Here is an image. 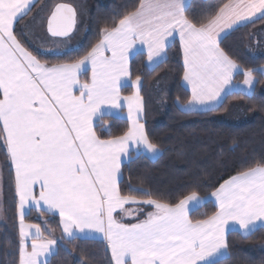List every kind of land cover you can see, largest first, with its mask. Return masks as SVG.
I'll use <instances>...</instances> for the list:
<instances>
[{"label": "snow or ice", "instance_id": "obj_1", "mask_svg": "<svg viewBox=\"0 0 264 264\" xmlns=\"http://www.w3.org/2000/svg\"><path fill=\"white\" fill-rule=\"evenodd\" d=\"M190 8V0H140L118 23L104 27L102 38L83 57L49 65L14 32L31 11L30 0H0V134L15 169L19 264H48L57 245L56 239L44 237L39 224H25L32 207L58 211L70 238L102 234L114 264H215L227 250L229 222L245 234L264 226V162L222 183L212 193L219 211L205 220L189 217L190 204L200 201L194 191L175 204L152 199L143 188L121 192V158L130 160L131 142L153 155L160 151L140 123L141 77L133 82L135 93L124 97L131 120L127 132L101 139L93 126L102 105L121 107L120 90L130 77L129 52L138 43L146 45L148 61L161 63L169 37L175 35L183 48L184 80L191 85L189 104L210 110L219 106L224 86L237 70L220 48V33L257 14L264 19V0H227L199 23L189 18ZM76 23V9L58 4L47 19V30L53 37L68 38ZM89 70L90 81L81 82L82 73ZM244 76L251 91L253 70L244 71ZM132 192L149 198L139 199ZM141 203L155 211L135 223L117 218L118 211L131 215L125 205Z\"/></svg>", "mask_w": 264, "mask_h": 264}, {"label": "trees", "instance_id": "obj_2", "mask_svg": "<svg viewBox=\"0 0 264 264\" xmlns=\"http://www.w3.org/2000/svg\"><path fill=\"white\" fill-rule=\"evenodd\" d=\"M64 0H41L33 9L34 14L21 20L15 27L20 42L42 62L49 65L71 63L83 57L102 38L101 30L118 23L129 11L135 10L140 0H77L81 7V22L77 28L82 35L80 46L60 55H45L29 45L26 35L32 41H40L39 32L46 33L45 9L51 10ZM227 0H191L188 16L199 23L214 15ZM50 10V11H51ZM35 18L34 26L25 28ZM44 18V19H43ZM80 24V25H79ZM33 34L37 35L35 39ZM221 49L243 71L253 70L257 87L252 96L233 94L216 110L202 113L182 111L177 102L189 101V92L183 87L185 72L183 55L179 42L175 41L166 53V59L155 69L149 70L145 55L137 54L131 61V76L141 77V96L145 103V130L151 142L157 144L162 153L156 161L145 155L134 156L122 168L123 178L119 186L123 194L132 188H143L151 193L152 199L175 204L193 191L200 198L207 199L219 186L232 176L264 162V77L258 69L264 66V19L233 30L220 43ZM237 82L243 74L237 75ZM132 87L122 89V95L133 94ZM251 121L231 124L225 121L230 112ZM244 117V118H246ZM245 120V119H243ZM101 139L122 136L129 129L126 119L110 116L101 117L94 126ZM1 143V141H0ZM4 177V208L7 222L0 227V264H19V226L17 215V194L13 170L8 155L0 144ZM139 199V192H132ZM217 213L211 201L190 214L195 222L205 220ZM26 221L39 224L44 231L48 227L59 239L57 251L48 264H113L105 242L91 239L60 238V223L57 216L32 210ZM46 222V223H45ZM228 256L215 264H264V228L248 236L230 232L227 237Z\"/></svg>", "mask_w": 264, "mask_h": 264}, {"label": "crops", "instance_id": "obj_3", "mask_svg": "<svg viewBox=\"0 0 264 264\" xmlns=\"http://www.w3.org/2000/svg\"><path fill=\"white\" fill-rule=\"evenodd\" d=\"M41 0H30L31 2V11L28 13V15H26L23 19L21 20H24L25 18H29L31 17L34 12L33 9L35 8V6H37V4H39ZM191 2V0H190ZM50 6V5H49ZM55 7V6H54ZM53 7V8H54ZM47 9H45L46 11ZM53 10V9H52ZM51 11L48 12V14L46 15L45 14V11H44V14H43V17L45 18V26L47 24V19L49 18L50 14H51ZM259 14H257V17H253L250 19V22H241L238 26H234L232 29H225L223 32L220 33V37H219V44L222 42V40L228 36L233 30L241 27V26H244V25H247V24H250L252 22H255L256 20H259L260 18H258ZM43 18V19H44ZM19 20L16 25L21 21ZM16 25L14 26V32H15V27ZM29 34V33H28ZM26 35V39L29 43V45H31L33 48H36L35 45L33 44V41L31 39V37H29V35ZM48 36V35H46ZM48 38L50 39V37L48 36ZM18 39V38H17ZM53 39V38H52ZM56 40H59V39H56ZM169 41H171L170 45L166 46L165 48V51L164 53H162V57H163V61L166 59V53H167V49L175 42H179L180 46H181V50H182V55H183V65H184V54H183V48H182V45L180 43V40H179V36L178 35H175V37H169ZM221 48V47H220ZM37 49V48H36ZM68 51H55V53H48V52H44L42 51L41 53L45 54V55H60V54H64ZM225 53V52H224ZM106 54H109L110 53H106ZM137 54H144L145 55V64L147 66V68L149 70H153L155 69L157 66H159L161 63H158V64H154V63H151L148 61V58H147V46L146 45H141V44H137L128 54V57H129V69H130V77L128 78V82L125 86L121 87V90H120V101H119V104L121 105V107H115V106H112V105H108V104H105V105H102L101 106V110L100 112L97 113L96 117L94 118L93 120V126H95L96 122L103 116H110V117H115V118H123V119H126L129 123V127L131 126V120L129 119V116H128V108H127V101L124 99V97H128V96H124L122 95V89L125 88V87H132L133 88V94L135 93L136 91V88L133 84V82L135 81V79L132 78L131 76V67H130V64H131V61L132 59L137 55ZM226 54V53H225ZM227 55V54H226ZM237 65V70L233 72V76H232V80L229 84L225 85L224 86V89H225V92L222 93V97H225L224 99H222V101L220 102L219 106H216L214 107L213 109H209L208 107L206 106H201V105H198V104H194V105H190L189 104V101L191 100V96H192V91H191V85L184 80V75H183V79H182V85L183 87L189 92V101L185 104H181L179 102H177V105L178 107L184 111V112H187V113H202V112H208V111H213V110H216L218 109L225 101V99L230 96V95H233V94H241V95H245V96H252L254 94V91L257 87V78L256 76L254 75V85H253V89L251 91L248 90L247 86L244 85L243 81L245 79V76H244V71L241 69V67H239L238 64ZM184 69H185V65H184ZM258 72L264 77V66L259 68L258 69ZM239 74H243V80L240 81V82H237L235 80V78L237 77V75ZM91 79V71H87V72H84L82 73L81 75V82H84V81H90ZM141 89H142V80H141V86H140V93H141ZM225 93H227V95L225 96ZM78 94V93H77ZM132 94V95H133ZM141 95V94H140ZM131 96V95H130ZM143 106H144V110L143 112L140 114V123L144 124V120H145V103H144V100H143ZM240 114H237V113H233V112H230L228 115H227V119H245L244 117H246V114L244 115L243 113L244 112H240ZM145 126V125H144ZM146 132V130H145ZM0 141H1V144H2V147L3 149L5 150L6 154H7V147H6V144L4 143V139H3V135L1 134L0 136ZM129 154H130V160L127 156H122L121 158V173H122V168L125 164L129 163L134 156H139L141 154L145 155L149 160L151 161H156L160 158V156L162 155L161 151H159L158 154L156 155H153L152 153H149L147 152L143 145H139L137 146L136 142L133 141L131 142L130 144V148H129ZM8 155V154H7ZM8 161L11 165V168L13 170V174H14V179H15V169H14V166L11 164V161H10V158L8 156ZM122 178H123V174H121L119 177H118V183L120 184V182L122 181ZM36 189L37 191L39 190V185H36ZM214 193V192H213ZM211 201L216 207H217V212L219 211V205H218V201L216 200V198L211 194L207 199H203V198H200V201L199 203H193V204H190V207H189V217H190V214L192 211L200 208L204 203L205 201ZM125 209H127L129 212H131V215H127L123 212H120L118 211L116 213L117 215V218H122V216H125L123 219H122V222L124 223H135L137 222L138 220L140 219H144L146 218L147 214L150 213V212H154L155 211V208L154 206L152 205H146V204H128V205H125ZM32 210H36L38 212L42 211V212H45L43 209H37L35 207H32L28 210L27 214L25 215V224H32V223H28L26 221V217L31 213ZM47 214H51V215H54V216H57L59 218V223H60V238L61 239H64V240H71L73 238H70L68 237L64 232H63V224H62V221H61V217L59 216L58 214V211H47L45 212ZM17 215H18V226H19V214H18V196H17ZM6 222V218H5V213H4V209H3V185L0 181V225L4 224ZM41 227V226H40ZM260 228H264V226H258L254 231H256L257 229H260ZM42 231H43V228L41 227ZM254 231H252L251 233H253ZM230 232H237L239 233L240 235L242 236H248L250 235L251 233H248V234H245L244 230H242L238 224H235L233 222H229V225L226 229V232H225V238H226V241H227V237H228V234ZM43 234H44V231H43ZM45 237V236H44ZM77 238L79 239H91V240H99V241H103L106 243V245L108 246V243H107V240L103 237L102 234L100 233H96V232H90V233H87V234H79L77 233ZM31 241V238H29V241ZM109 249V252H110V255H111V250L110 248L108 247ZM53 256V255H52ZM51 256V258H52ZM228 256V247H227V250L225 252L224 255L222 256H217L215 258V262L219 261V260H222V259H225L226 257ZM50 256L47 257V260ZM50 258V260H51ZM112 258V257H111ZM113 261V260H112ZM49 263V262H48ZM113 264H114V261H113Z\"/></svg>", "mask_w": 264, "mask_h": 264}, {"label": "rangeland", "instance_id": "obj_4", "mask_svg": "<svg viewBox=\"0 0 264 264\" xmlns=\"http://www.w3.org/2000/svg\"><path fill=\"white\" fill-rule=\"evenodd\" d=\"M63 3L70 4L71 6H73L78 11V20L81 22V19H82L81 7L78 4V1L77 0H64ZM51 8H52L51 5L48 6L47 10L45 11L46 15L51 10ZM35 23H36L35 18H33L27 22L25 28H28L29 26L30 27L34 26ZM33 37L35 39L38 38V36L35 34H33ZM39 39H40V41L33 40V44L35 45V47L39 51H41V52L44 51V52H48V53H53V52L55 53V51H73V50H76L82 42V35H81L80 31L77 29L75 31V33L69 38L59 39V40L52 39V38L49 39L48 36H46V33H44V28L42 29V27H41V30L39 32ZM252 119H253V116L248 115V117H246L245 120H242L240 118L239 119L238 118L237 119H234V118L227 119L226 118L225 121H227L231 124H242V123L251 121ZM0 136H1V134H0ZM0 181L3 185V209H4L5 218H6V222H7V215H6L5 208H4V177H3V163L1 161V149H0ZM124 217L125 216H122V219ZM5 223L0 225V227L4 226ZM44 228H45V231L47 232V236H45V238L56 239L57 245H58L59 239L57 238V236L54 235V233L50 229H48L47 226ZM30 245H31V241L29 242V250H31ZM57 245L55 246V251L52 255H54L56 253ZM52 255H50V257L48 258V262H50V258ZM41 259H45V257H41Z\"/></svg>", "mask_w": 264, "mask_h": 264}, {"label": "water", "instance_id": "obj_5", "mask_svg": "<svg viewBox=\"0 0 264 264\" xmlns=\"http://www.w3.org/2000/svg\"><path fill=\"white\" fill-rule=\"evenodd\" d=\"M59 4H65V3H59ZM58 5V4H57ZM56 7V6H55ZM55 7L53 8V10L52 11H54L55 10ZM73 7V6H72ZM74 8V7H73ZM77 13V12H76ZM76 28H77V23H76V27H75V29L73 30V32L71 33V35H70V37L75 33V31H76ZM46 32H47V35L50 37V38H53V39H66V38H63V37H53V36H51V34L48 32V30H47V24H46ZM69 38V37H68Z\"/></svg>", "mask_w": 264, "mask_h": 264}]
</instances>
